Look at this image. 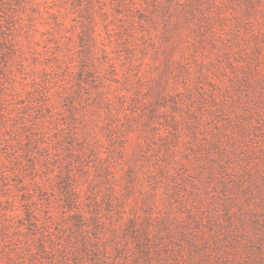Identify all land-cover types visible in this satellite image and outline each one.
Returning <instances> with one entry per match:
<instances>
[{"label":"rangeland","instance_id":"rangeland-1","mask_svg":"<svg viewBox=\"0 0 264 264\" xmlns=\"http://www.w3.org/2000/svg\"><path fill=\"white\" fill-rule=\"evenodd\" d=\"M0 264H264V0H0Z\"/></svg>","mask_w":264,"mask_h":264},{"label":"trees","instance_id":"trees-1","mask_svg":"<svg viewBox=\"0 0 264 264\" xmlns=\"http://www.w3.org/2000/svg\"><path fill=\"white\" fill-rule=\"evenodd\" d=\"M93 255H95V254H93Z\"/></svg>","mask_w":264,"mask_h":264}]
</instances>
